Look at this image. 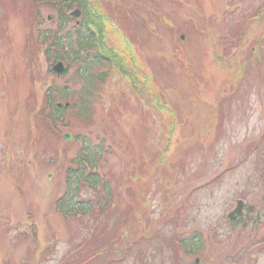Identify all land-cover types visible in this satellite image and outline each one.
Segmentation results:
<instances>
[{"label": "rangeland", "instance_id": "obj_1", "mask_svg": "<svg viewBox=\"0 0 264 264\" xmlns=\"http://www.w3.org/2000/svg\"><path fill=\"white\" fill-rule=\"evenodd\" d=\"M62 1L0 0V264H264V0Z\"/></svg>", "mask_w": 264, "mask_h": 264}, {"label": "trees", "instance_id": "obj_2", "mask_svg": "<svg viewBox=\"0 0 264 264\" xmlns=\"http://www.w3.org/2000/svg\"><path fill=\"white\" fill-rule=\"evenodd\" d=\"M39 1V2H38ZM57 2V4H59L60 0H55ZM36 2L38 3H45V4H50L51 0H36ZM78 2V5L80 3V0H63L62 4L66 7L71 6L73 3ZM54 5V4H51ZM62 6V5H61ZM63 7H60V9H62ZM61 12V10H60ZM67 18V17H66ZM66 18L62 17L61 15V21L62 23H65ZM65 24L59 26V28L57 29L58 31L61 30V28L64 26ZM80 30L78 29L76 32L78 33V37L81 38L82 40H89L92 42V38L89 39L88 36H83L81 35V33L79 32ZM85 31V30H84ZM87 31V30H86ZM54 33V32H53ZM57 36V32L54 33V38L53 40L56 38ZM61 38L60 36L57 37V41L55 42V46L53 47V50L55 52H57V49H59L60 47H62V42L64 39H68L71 37L70 33H65ZM88 38V39H87ZM81 46L79 48H71L72 52H73V59L74 60H79L82 68H85L87 66V62L89 61L88 58L85 57L82 58L80 56L81 53V48L82 51H84V47L82 46L83 44L79 43ZM51 48L49 47V50ZM80 52V53H79ZM59 59V58H58ZM89 69L86 67V71H88ZM82 78H87V76L85 74L81 75ZM85 92L87 93V89H85ZM88 94V93H87ZM56 108V118H59V114H58V110L61 108ZM87 143V145H90V142L88 139H84L83 144ZM81 146V148L78 150L77 154L75 157L71 158V160L69 161L71 163V165H69L66 169V185H65V191L64 194L62 196H60L58 198V200L56 201L55 204V209L62 213L63 215H70V214H74L76 215L78 213L79 210L83 211H88V210H93L94 209V204L90 205L88 204V202H86L85 204L81 201L77 199V194L81 189V180L82 178L86 179L87 176H89V178H87L88 180H91L92 182L94 181V189H96L98 186H100L101 188H103L107 193H108V188H106L105 186H101V185H97L99 182L102 181V179L100 178V176L97 174V170L96 171H91V169L89 171H87V166H90V168H95L96 164L98 163L99 160V156H101V152H102V148L101 144L99 145L98 149H96L94 151V155L91 156V152L89 151V149L86 147V145ZM93 159V160H92ZM96 191V195L95 197H97L99 195V191ZM106 196L104 197H100L99 196L95 199V204L96 207L98 205L102 206L104 203H107L108 199L110 198V196H108V194H105ZM103 200V204H100L101 201ZM85 208H87L88 210H86ZM80 212V211H79Z\"/></svg>", "mask_w": 264, "mask_h": 264}, {"label": "water", "instance_id": "obj_3", "mask_svg": "<svg viewBox=\"0 0 264 264\" xmlns=\"http://www.w3.org/2000/svg\"><path fill=\"white\" fill-rule=\"evenodd\" d=\"M59 67L62 68V66L60 64H58L57 66H55V68L59 71ZM239 201V200H238ZM241 210V201H239V207H237L236 212L240 213ZM229 217H233V215L231 214Z\"/></svg>", "mask_w": 264, "mask_h": 264}]
</instances>
